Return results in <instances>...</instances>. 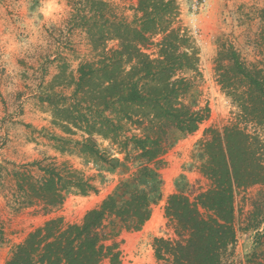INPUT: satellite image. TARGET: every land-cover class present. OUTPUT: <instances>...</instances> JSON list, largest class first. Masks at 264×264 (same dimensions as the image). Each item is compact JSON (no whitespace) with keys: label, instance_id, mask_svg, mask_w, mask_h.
I'll return each instance as SVG.
<instances>
[{"label":"trees","instance_id":"obj_1","mask_svg":"<svg viewBox=\"0 0 264 264\" xmlns=\"http://www.w3.org/2000/svg\"><path fill=\"white\" fill-rule=\"evenodd\" d=\"M112 1L72 2L94 57L78 67L71 96L50 103L53 124L63 135L80 133L81 139L52 140L71 142L81 155L107 163L109 157L94 140L100 137L120 153H138L143 165L87 211L81 223L64 225L57 218L34 229L6 264H100L105 259L119 264L118 233L103 230L110 223L126 232L141 230L153 203L143 184L163 166L162 157L176 141L170 134L191 135L208 117L207 107L195 109L187 100L199 59L180 20V0H117L135 2L139 18L131 22L114 13ZM110 41L117 46L106 50ZM218 47L216 81L238 112L232 125L205 131L199 171L208 188L193 198L183 193L167 197L163 215L175 239L154 238L152 249L157 261L168 264H224L236 242L235 193L264 185V69L246 65L231 45ZM131 127L139 133L126 134ZM39 172V179L23 176L18 188L23 204H40L44 213L59 207L69 188L82 195L96 191L75 171L54 163L40 166ZM256 242L264 245V228ZM254 257L253 264H264V250Z\"/></svg>","mask_w":264,"mask_h":264},{"label":"rangeland","instance_id":"obj_2","mask_svg":"<svg viewBox=\"0 0 264 264\" xmlns=\"http://www.w3.org/2000/svg\"><path fill=\"white\" fill-rule=\"evenodd\" d=\"M72 2L0 0V264H6L16 246L46 221L59 218L64 225L81 223L87 211L130 180L143 165L138 153L131 149L127 155L120 153L100 137L94 140L109 157L107 163L81 155L71 142L52 140L53 136L81 139L80 133L63 135L53 124L50 103L56 105L60 97L71 96L78 67L94 57L90 39L75 18L78 7ZM111 6L127 22L139 18L134 1L115 0ZM179 9L181 23L189 31L199 59L187 100L195 109H209L197 130L201 133L195 149L198 163L205 131L232 125L238 112L216 81L219 44L231 45L246 65L264 69V0H204L201 9L194 7V0H180ZM116 46V41H110L106 50ZM138 133L131 127L126 134ZM182 137L173 133L169 139L176 143ZM50 163L75 171L96 191L82 195L78 189L69 188L63 203L45 213L40 204H23L18 182L21 184L22 177L28 175L39 179V167ZM201 164L197 166L199 179L194 183L181 181L176 193L193 198L208 188L199 171ZM160 169L155 179L143 184L153 197L150 222L137 232L120 230L112 223L103 230L118 233L115 242L121 253L119 264H168L157 261L152 249L154 238L175 239L160 204ZM234 210L236 242L228 248L223 263L253 264L254 254L264 250V245L256 242L264 228V185L238 190ZM100 264L110 262L105 259Z\"/></svg>","mask_w":264,"mask_h":264},{"label":"crops","instance_id":"obj_3","mask_svg":"<svg viewBox=\"0 0 264 264\" xmlns=\"http://www.w3.org/2000/svg\"><path fill=\"white\" fill-rule=\"evenodd\" d=\"M201 133L197 131L191 135L183 136L162 157L163 168L160 169V182L162 185L161 206L164 207L167 197L176 193V188L181 181L194 183L200 175L197 166L204 162V156H200L197 163L195 156L197 143ZM201 153V152H200ZM200 161V162H199ZM163 210V209H162ZM151 220V219H150ZM150 220L148 222H150Z\"/></svg>","mask_w":264,"mask_h":264},{"label":"built area","instance_id":"obj_4","mask_svg":"<svg viewBox=\"0 0 264 264\" xmlns=\"http://www.w3.org/2000/svg\"><path fill=\"white\" fill-rule=\"evenodd\" d=\"M204 0H194V7L196 9H201L203 6Z\"/></svg>","mask_w":264,"mask_h":264}]
</instances>
